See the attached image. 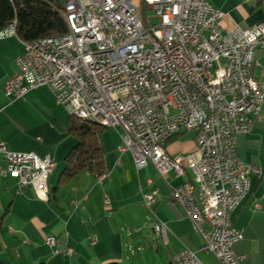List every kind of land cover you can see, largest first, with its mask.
<instances>
[{
  "label": "built area",
  "instance_id": "built-area-1",
  "mask_svg": "<svg viewBox=\"0 0 264 264\" xmlns=\"http://www.w3.org/2000/svg\"><path fill=\"white\" fill-rule=\"evenodd\" d=\"M60 16L64 35L22 43L16 72L2 84L7 105L46 88L69 117L106 121L117 131L119 159L129 155L136 170L150 165L162 180L170 173L185 179L169 187L168 197L200 237L198 251L218 264H242L245 257L233 247L243 232L232 226L231 213L247 196L249 178L259 181L263 174L239 159L236 141L251 132L264 104V84L253 73L254 55L264 53V23L222 33L228 17L207 0H68ZM14 26L2 29L0 39L16 38ZM186 132L193 133L194 152L169 156L166 143ZM4 159L25 160V168L9 170ZM0 160L2 178L17 176V192L30 188L48 202L52 148L37 139L29 153H13L0 143ZM159 199L155 189L145 194V211L152 215ZM103 203H109L106 195ZM261 210L260 203L252 205L253 212ZM152 230L165 239L163 224ZM44 244L54 256L73 255L51 236ZM171 263L202 264L187 249Z\"/></svg>",
  "mask_w": 264,
  "mask_h": 264
},
{
  "label": "crops",
  "instance_id": "crops-1",
  "mask_svg": "<svg viewBox=\"0 0 264 264\" xmlns=\"http://www.w3.org/2000/svg\"><path fill=\"white\" fill-rule=\"evenodd\" d=\"M207 2L228 17L222 33L264 23V0ZM24 52L17 37L0 39V143L10 152L29 153L38 139L52 148L54 167L47 183V203L37 200L30 188L17 192L16 175L0 177V264H172L171 257L183 249L193 252L202 264H218L212 255L198 251L200 237L168 197L169 187L185 179L170 173L162 180L150 165L136 170L129 155L119 159L116 130L100 138L107 178L97 181L83 172L60 181L64 160L76 143L68 133L66 110L46 88L31 90L10 105L3 97L2 84L16 72L15 60ZM182 134L166 143L164 150L169 156H173V150L168 143ZM240 138L236 152L241 158ZM189 140L180 155L194 152L193 135ZM260 181L250 184L247 196L231 213L232 226L243 232L242 241L233 247L236 255L245 257L242 264H264V184ZM152 189L160 199L150 215L142 200ZM104 195L109 199L107 205L103 203ZM72 202L78 203L76 208ZM255 202L263 210L253 212ZM157 224L165 226V239L154 234L152 229ZM139 227L142 229L134 232ZM47 236L60 247L71 248L73 255H52L44 244ZM91 237H95L93 245Z\"/></svg>",
  "mask_w": 264,
  "mask_h": 264
},
{
  "label": "trees",
  "instance_id": "trees-1",
  "mask_svg": "<svg viewBox=\"0 0 264 264\" xmlns=\"http://www.w3.org/2000/svg\"><path fill=\"white\" fill-rule=\"evenodd\" d=\"M67 1L0 0V31L14 23L15 35L22 43H31L45 35L62 36L67 29L60 11ZM103 130L69 117L68 133L76 143L64 160L60 181L71 180L83 172L95 179L104 174L100 143Z\"/></svg>",
  "mask_w": 264,
  "mask_h": 264
},
{
  "label": "rangeland",
  "instance_id": "rangeland-1",
  "mask_svg": "<svg viewBox=\"0 0 264 264\" xmlns=\"http://www.w3.org/2000/svg\"><path fill=\"white\" fill-rule=\"evenodd\" d=\"M144 16L149 18L151 25L156 23V19L150 18L152 16L151 12L145 13ZM254 61L258 66L253 72L254 79L257 82L264 84V53H256L254 55ZM107 132L115 133L113 129H105L102 134ZM192 135V132H186L181 136L176 137L174 141L168 143L172 146L173 156L182 153V150L188 146L187 144L190 142L189 139ZM238 149L241 152V158L240 155L238 156L241 161L247 163L255 162L254 164L261 169L263 175L260 184H264V104L259 119L254 122L251 132L247 135L241 136L239 139ZM60 173L58 174V178ZM249 181L251 185H256L258 182L255 177H250Z\"/></svg>",
  "mask_w": 264,
  "mask_h": 264
},
{
  "label": "bare ground",
  "instance_id": "bare-ground-1",
  "mask_svg": "<svg viewBox=\"0 0 264 264\" xmlns=\"http://www.w3.org/2000/svg\"><path fill=\"white\" fill-rule=\"evenodd\" d=\"M80 121L88 122L103 129H108V123L106 121H101L98 119H77ZM4 166L9 170H17L18 168H25V160L21 159H4ZM106 175V174H103ZM0 177H2V172L0 170Z\"/></svg>",
  "mask_w": 264,
  "mask_h": 264
}]
</instances>
